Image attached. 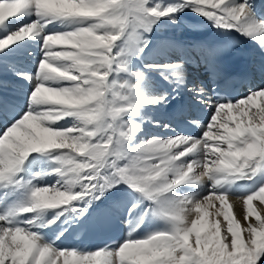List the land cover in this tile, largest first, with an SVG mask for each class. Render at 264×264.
Masks as SVG:
<instances>
[{
  "label": "snow or ice",
  "instance_id": "snow-or-ice-1",
  "mask_svg": "<svg viewBox=\"0 0 264 264\" xmlns=\"http://www.w3.org/2000/svg\"><path fill=\"white\" fill-rule=\"evenodd\" d=\"M185 7L215 20L217 27L249 37L264 33V20L256 16L250 0L235 6H230V0H180L176 6L152 5L151 0H0V31L19 23L25 15L36 16L30 24L0 37V52L38 36L43 39L45 53L33 77L39 83L29 96L27 111L13 119L0 136V183H21L16 174L29 154L50 149L64 152L59 158L64 167L56 171L67 177L66 190L36 187L30 194V205L0 215V264H264V214L253 207V201L264 204V185L239 197L246 206L245 224L234 217L229 195L215 190L228 176L252 178L264 171V89L250 91L235 102H212L203 85L190 89L201 103L216 109L200 137L181 134L132 147L127 142L134 139L139 126L122 127L118 123L135 105L118 104L117 99L128 97L113 92L114 85L109 82L113 71L129 70L127 63L113 54L116 42L129 29L134 39L138 29L150 31L156 18L170 17ZM58 20H69L77 26L60 33L45 31ZM18 75L24 79L30 76ZM61 81L73 82L74 86H54ZM165 99L157 97L146 103ZM68 117H76L79 123L60 130L46 126ZM197 153V159L178 163ZM209 179L214 180V190L203 198L174 192L180 186ZM121 183L156 204V213L175 227L139 239H133L130 232L129 239L115 251L106 246L81 253L60 250L32 231L54 224L60 214L47 224L39 223V216L23 222L13 219L39 209H56L84 195L99 199ZM76 186L81 191H74ZM57 193H67L71 199L48 206L46 199ZM138 207L134 204L129 215ZM152 211L145 210L133 231ZM220 217L226 222L223 233Z\"/></svg>",
  "mask_w": 264,
  "mask_h": 264
},
{
  "label": "bare ground",
  "instance_id": "bare-ground-1",
  "mask_svg": "<svg viewBox=\"0 0 264 264\" xmlns=\"http://www.w3.org/2000/svg\"><path fill=\"white\" fill-rule=\"evenodd\" d=\"M170 1L171 0H168L165 4H161V5L162 6H176L180 3V0H173V1H176V3H173V4ZM242 2H243V0H230V6H235L236 4L242 3ZM177 15H179V16H177ZM26 16L28 17V19L30 21H28L27 23H24V24H30L33 20H35L34 18H32V15H26ZM176 16H177V18H176ZM190 17H196L195 11H193V9L191 7H185V8H183V10L174 13L170 17L156 18V20H155L156 25H155L153 31L150 28V32H152V35L158 36V35H161L162 33H169V32L173 33V32L179 31V30L182 31L184 29V26H185V20L186 19L189 20ZM176 20L179 23L178 26H174V27L168 28V29L165 27V24L168 22L177 23ZM215 22L216 21L213 20V23H215ZM86 23H90V22H86ZM21 25H22V23H20V22L19 23H13L10 27H15L18 29ZM63 25L66 27L64 30L58 31L57 29H55L53 27H48L45 31L46 32L60 33V32L70 31L74 27L77 26L75 23H73L72 21H69V20H64ZM10 27L4 29L3 31H0V37L7 35L10 32ZM184 32H187V31H184ZM182 34H183V32H182ZM260 34L261 33H257L254 36H252V38L256 39L259 37ZM137 35L138 34H136L134 39L127 37V38H124V40L128 41L127 44H138L139 39L137 38ZM42 47H43V39L41 37H38V36H33L32 38H26L25 40L14 43L13 45H11V47H8L3 52H0V80H3V81L10 80L12 78V76H14L17 73V70H18L14 66L16 64H19V65L23 64L24 63L22 61L23 58H28V57L37 55V53H38L37 49H40ZM61 47H66V46H57L58 49ZM187 53H188V55H190L189 52H187ZM170 54H172V52L169 51L168 48L166 47L164 50V55L168 56ZM66 63H70V62H66ZM184 64L185 65H181L179 63L178 65H175L174 72L180 75V79L182 78L185 89L188 90L189 94H191L190 89L197 86L195 83V80H193V78H192L193 75L197 74V70L195 67L188 66V65H186V63H184ZM140 80H141L140 82H137L135 79H130V81H132L133 83H136V84L141 85V86L150 85L151 87H155L157 92H158L157 87L153 85L154 83L149 78L148 75H142L140 77ZM57 85L59 87L74 86V83L61 81V82L57 83ZM148 90H150V88ZM108 95H109V97H111L110 94H108ZM124 96H127V94H125ZM157 96L160 97L159 92H158V94H155V97H151L150 99L157 98ZM191 97L196 99L193 96V94ZM137 100L142 102V100H140V99H137ZM134 101H135L134 98H131V97H128L127 100L117 99L118 104L125 105V106L133 105ZM159 103H162V101ZM146 106H149L148 111H154L156 109V103H154V104L148 103V104H146ZM132 108L133 107H131L130 110L126 114L122 115L121 118H123V121L127 117H131L134 119L133 115L130 114V112L132 111ZM41 110H43V109H41ZM44 110H47V109H44ZM120 119H119L118 123L121 126H123V124H125V123L120 122ZM148 120L153 121V116L150 117ZM77 123H79V121L77 120L76 117H73V122H72V125L70 127L74 126ZM135 125H138L140 127L139 121L135 120ZM46 126H49V123L46 124ZM56 130H58V128ZM157 138L160 139L161 141H166L167 139L174 138V137H172L171 135H167V137L157 136V137L149 139L147 141H151V140L157 139ZM145 140L143 138L142 142L138 143L137 145H133L132 147H139L143 143V141H145ZM130 145H132V143ZM50 150H56V149H50ZM57 152L59 155L64 153L62 150H57ZM188 157L189 156L185 157L183 160H186ZM178 163H180V161ZM63 167H64V165L61 163L52 169V171L55 172V178H56V181L52 186H57V187L61 188L62 190H66V188H67V184H66L67 177L61 176L59 174V172L56 171L57 169H62ZM219 178L224 179L223 176H220ZM257 179H259L258 182H256ZM209 180H210V183H212L214 185V180H212V179H209ZM209 180H207V182H209ZM260 180H262L261 183H262V185H264V171L261 172V176L259 178L254 179L255 186L253 188L256 191L261 186V184L259 183ZM232 181L233 180L231 179V176H228V180H226L222 186H219L217 188V190L220 192H226L224 189L228 188V192H226V193L229 195V203L232 204L233 215L238 221L241 222V224H245L243 217L246 214V206L243 204V200L239 198L240 196L237 194V191L235 189V184ZM46 186H50V185L47 184ZM36 187H42V185L36 184L35 188ZM117 187L125 189L127 187V184L121 183ZM117 187H114V188H117ZM114 188H111V189H114ZM127 189H128V187H127ZM110 190H108L103 196L100 197L101 201L104 200L106 194ZM191 190L192 191L194 190V185L186 184V185L178 187L177 189L174 190V192L177 195H193L191 193ZM247 190H249V189H247ZM74 191L79 192V191H81V189L79 186H76ZM250 194H252V192ZM6 195H8V194H6ZM193 196H195L197 199L205 197V196H202L200 193H198V190H196V192L194 193ZM244 197H246V196H244ZM124 199L127 201H135V202L138 201V198L135 197L134 194L131 192V190L129 191V189H128V196ZM139 199H140V197H139ZM13 200H14L13 197L9 196V197H7V202L3 205L6 207V209L9 210V213L17 212L14 210V207L19 206V204L13 205L12 204ZM88 200H91L90 204L87 203ZM31 203H32V201H31V197H30L24 202V206H28ZM93 203H95V199H92V197H90V196L84 195L78 200H74V201L69 202L68 205H74V206H77L80 210H85V209H89ZM144 205H146V198H145ZM153 205L155 207L153 209L156 210L158 206L156 204H153ZM219 207H220L219 202H216V208H219ZM253 207L256 208V210L258 212H261V214H264V204H262V202H260L259 200L253 201ZM214 211H215V209H210V212H214ZM43 214H45V212H43L41 209H39L36 211V213H28V218L34 219L36 216H39L40 219L38 222L43 224V223H45ZM133 215H134V220L136 222L142 216V214L139 212L138 209H136L134 211ZM211 219H212V217L210 215L209 220L211 221ZM220 219L222 221L221 229H222V233H223V229H224L226 222H223L222 217H220ZM250 219L253 222H255V217H251ZM70 226H71V222L66 217L59 219L57 224L54 227L53 235L55 237L59 236L65 228L67 229ZM174 227H175V225L173 224L172 221H170L169 219H167L163 215H158L155 211V214L152 217L147 215L143 218V222L139 225V227H137V229H135V234H136V236H138V239L139 238H147L150 235V233H152L154 231H158V230H169L170 231ZM123 243L124 242H122L120 245H122ZM66 250H68V249H66ZM108 250L115 251L112 249H108ZM90 252H95V251H90Z\"/></svg>",
  "mask_w": 264,
  "mask_h": 264
},
{
  "label": "clouds",
  "instance_id": "clouds-1",
  "mask_svg": "<svg viewBox=\"0 0 264 264\" xmlns=\"http://www.w3.org/2000/svg\"><path fill=\"white\" fill-rule=\"evenodd\" d=\"M53 119H55V117H53ZM73 185H69V188H71ZM64 199H71V196H69L67 193H57L56 196L54 197H48L46 199V203L48 204V206L50 207H55L57 206L59 203H62Z\"/></svg>",
  "mask_w": 264,
  "mask_h": 264
},
{
  "label": "rangeland",
  "instance_id": "rangeland-1",
  "mask_svg": "<svg viewBox=\"0 0 264 264\" xmlns=\"http://www.w3.org/2000/svg\"><path fill=\"white\" fill-rule=\"evenodd\" d=\"M16 29H17V28H15L14 31H11V30H10V32H15ZM158 92H159V90H158ZM130 118H131V117H127V118L123 121V122L125 123V124H123V126H126L128 123H130L131 125H135V120H136V119H133V118L130 119ZM129 119H130V120H129ZM151 139H152V138H151ZM148 140H149V139H148ZM146 141H147V140H145V141H143V142H146ZM131 146H133V144H132ZM255 191H256V190H255ZM255 191H254V192H255Z\"/></svg>",
  "mask_w": 264,
  "mask_h": 264
}]
</instances>
